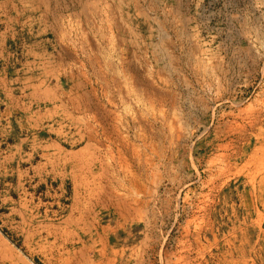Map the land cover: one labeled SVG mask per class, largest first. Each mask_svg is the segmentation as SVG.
I'll use <instances>...</instances> for the list:
<instances>
[{
    "label": "rangeland",
    "instance_id": "1",
    "mask_svg": "<svg viewBox=\"0 0 264 264\" xmlns=\"http://www.w3.org/2000/svg\"><path fill=\"white\" fill-rule=\"evenodd\" d=\"M0 76V264H264V0H0Z\"/></svg>",
    "mask_w": 264,
    "mask_h": 264
},
{
    "label": "crops",
    "instance_id": "2",
    "mask_svg": "<svg viewBox=\"0 0 264 264\" xmlns=\"http://www.w3.org/2000/svg\"><path fill=\"white\" fill-rule=\"evenodd\" d=\"M7 84V80L5 77L0 76V87L4 86ZM116 252V251H114ZM84 257L86 258V255H84ZM118 261V254H114L113 250L109 253H107L105 255V263L107 264H116V262Z\"/></svg>",
    "mask_w": 264,
    "mask_h": 264
}]
</instances>
